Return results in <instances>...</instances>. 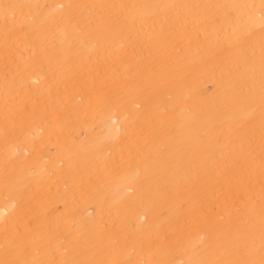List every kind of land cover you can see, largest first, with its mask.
Segmentation results:
<instances>
[{
	"label": "bare ground",
	"instance_id": "obj_1",
	"mask_svg": "<svg viewBox=\"0 0 264 264\" xmlns=\"http://www.w3.org/2000/svg\"><path fill=\"white\" fill-rule=\"evenodd\" d=\"M32 5L73 4V5H156V4H201V5H249L251 8H214L201 10L210 17L200 25L199 38L189 35L193 41L176 59L177 69L185 75L180 87L164 90L150 100L141 97L129 87H123L125 103L122 107L105 109L103 112L90 110L95 93L123 86L128 72L119 63H113L119 56L126 55L129 63L142 64L147 54L144 43L151 42L168 23L164 14L156 9H129L123 15L117 9H106L108 16H119L120 24L115 26L103 47L98 46L94 33H89L87 21L94 19L98 10L77 8L71 11L72 24L53 22L44 14L35 21L36 32L30 44L21 43L16 50V60L24 63L27 70L23 77L16 76L15 64L9 61L5 68V48L0 36V249L4 243V225L15 226L21 231L31 220V215L20 212L22 202L18 194L26 188L36 193L35 211L44 225H54L58 235L49 238L44 230L46 243L40 247L37 259H67L73 253H65L67 245L60 240L80 241L77 250L83 255L92 233L104 224L110 234L118 239L110 258L152 261L164 255L172 260H187L193 252L204 254V242L199 240L203 232L186 225L191 222L183 200L192 202L199 209L201 193L193 187L191 177L196 162L185 163L175 172L161 168L166 176V190L175 192L184 189V196L177 200H163L158 196L142 195L138 189L144 182L142 167L123 164L115 167L121 154L125 160L129 153L151 151L153 157L177 156L187 152L188 137L178 131L172 137L161 127L164 109L175 111L176 126L186 132L193 123L207 128L211 134L223 131L235 134L250 124H255L259 134V107L246 98L240 88L225 86V79L231 67L228 61L223 67L208 59L210 51L225 45V36L239 24L238 18L251 17V39L258 50L261 36V0H13ZM56 17L68 15L67 10L58 11ZM75 25L76 27H73ZM177 27H179L177 25ZM243 33L244 25H239ZM193 33L196 29L191 30ZM207 37V38H205ZM47 49L42 53L41 49ZM234 52V56H238ZM22 57V60H21ZM107 57L108 64L101 66L99 74L85 76L88 61ZM7 74V82L5 76ZM65 77L69 78L65 81ZM86 81V82H85ZM69 84L68 95H55V88ZM129 84L131 82H128ZM73 84L79 86L73 87ZM8 98V121L5 119V98ZM67 105V109L64 105ZM33 106L48 107L52 119L59 120V131L52 134L47 122L32 128V135L13 146L16 130L11 120L18 117V109ZM55 110V111H54ZM69 110L71 114H69ZM133 130L137 131L132 136ZM142 132V134H140ZM7 134V139H6ZM41 146V151L33 154L31 145ZM122 150H114L116 148ZM18 148V150H17ZM29 149V155L25 150ZM7 162V167H6ZM203 164L204 161H199ZM42 170H47L43 172ZM43 177V179H41ZM49 177H51L49 179ZM97 177H103L102 182ZM95 182V183H94ZM147 191V190H146ZM142 200L136 207L130 202ZM179 234L182 243L172 244L168 252H158L147 241L157 240L167 235L174 241ZM134 249V251H133ZM98 253L96 258H105ZM2 257V252H0Z\"/></svg>",
	"mask_w": 264,
	"mask_h": 264
},
{
	"label": "snow or ice",
	"instance_id": "obj_2",
	"mask_svg": "<svg viewBox=\"0 0 264 264\" xmlns=\"http://www.w3.org/2000/svg\"><path fill=\"white\" fill-rule=\"evenodd\" d=\"M92 8L98 10L94 19L87 21L89 33H94L97 44L100 47L111 35L113 28L120 24L119 16L112 17L105 14L106 9H117L120 14L127 13L129 9L151 8L164 14L163 19L168 23V29L161 32L151 40L145 42L143 47L147 54L144 63H129L126 55L119 56L113 63L119 62L129 75L123 86L109 89L103 93L90 91L95 95L94 102H90V110L103 112L105 109L122 107L126 102L123 94V87L127 86L136 91L141 97L150 100L164 90L172 87H180L185 81V75L180 74L177 69L176 59L172 53L179 56L186 51L183 45L185 42L191 46L193 41L188 36L195 35L199 38L200 25L211 19L202 14L201 10L214 8H251L249 5H201V4H156V5H73V4H51L32 5L13 2V0H0V36L3 38L5 48V68H8L9 61L15 64L16 76L12 78L15 85L17 76L23 77L27 70L24 63L16 60V50L21 43L29 44L34 39L36 32L35 21L38 15L44 14L52 21H63L72 24L71 11L77 8ZM261 13V36L259 38L258 50L256 43L251 39V17L247 20L239 17V24L234 26L232 32L225 36V45L219 46L216 50L210 51L208 59L223 67V62L228 61L231 67L225 79V86L240 88L248 100L259 107V134L257 138L255 124H250L243 131H236L235 134H225L222 130L211 134L207 128L198 123H193L186 132L183 126L178 129L176 126L175 111L170 112L164 109L160 121L165 132L174 137L178 131L188 137L187 152L179 156L172 153L170 157H153L151 151L145 153L139 151L135 154L129 153V159L125 160L121 154L119 161H114L115 167H121L127 163L142 167L144 182L138 191L146 196H158L163 200H177L184 196V189L178 188L175 192L166 190V176L161 175V168H167L173 172L181 168L185 163L196 162L195 171L191 177L193 187L201 193L199 209H195L190 200L184 199L183 205L187 206L191 216V222L186 225L194 227L204 235L199 237L204 242V254L193 252V256L187 260H172L164 255L152 261L134 260L131 258L112 259L110 258L118 239L110 234L107 225H100L98 230L92 233L88 247L84 249L87 253L83 255L77 249L81 247L80 241L60 240V244L67 245L65 253H73L67 259H37L33 255H39L40 247L46 243L44 230L47 228L49 238L57 236L58 228L54 225H44L38 213L35 211L34 201L36 193L29 189L18 194L22 202L20 212L24 216L31 215V220L21 231L15 226L4 225V243L2 245V257L0 264H264V0L260 4ZM67 10L68 15L57 18L58 11ZM244 25L243 33L239 25ZM177 25L179 27H177ZM73 27H76L73 25ZM196 29L193 33L191 30ZM207 38V37H205ZM47 53V49H41ZM238 52V56H234ZM22 60V57H21ZM108 64L107 57H98L95 61H88V71L85 76L99 74L101 66ZM69 78L65 77V81ZM7 82V74L5 76ZM86 82V81H85ZM128 82H131L130 84ZM73 87L79 86L73 84ZM69 84L64 82L63 88L57 86L55 95L63 96L66 100ZM8 98H5V119L8 121ZM67 109V105H64ZM55 111V110H54ZM18 117L11 120L16 130V140L13 144L16 147L26 137L32 135V128L38 124L48 123L50 132L57 134L59 120L52 119L48 107L31 109L21 107L18 109ZM69 114H71L69 110ZM142 134V132L140 133ZM137 131L133 130L132 136ZM7 139V134H6ZM18 150V148H17ZM114 150H122L118 147ZM30 151L37 154L41 146L33 143ZM25 155H29L26 148ZM199 161H204L203 164ZM7 167V162H6ZM47 172V170H42ZM51 177H49L50 179ZM43 179V177H41ZM103 177H97L102 182ZM94 182V183H95ZM147 190V191H146ZM142 200L130 202V207H136ZM172 241L165 235L160 239L151 240L147 243L158 252L165 253L171 250L173 243L181 244L182 238ZM134 251V249H133ZM105 253V258H96L98 253Z\"/></svg>",
	"mask_w": 264,
	"mask_h": 264
}]
</instances>
